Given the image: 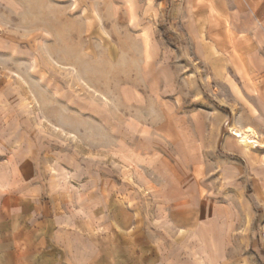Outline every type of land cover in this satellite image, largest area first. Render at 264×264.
<instances>
[{"label": "crops", "instance_id": "obj_1", "mask_svg": "<svg viewBox=\"0 0 264 264\" xmlns=\"http://www.w3.org/2000/svg\"><path fill=\"white\" fill-rule=\"evenodd\" d=\"M190 1L193 54L206 49L202 32L232 38L239 48L264 50L258 17L264 16V0ZM139 40L144 58L153 56L157 67H145L142 83L127 84L120 96L126 106L152 104L158 122L104 126L108 136L97 156L56 152L46 166L38 164L37 146L22 140L0 114V264H224L233 231L229 222L241 208L240 202L216 198L238 197V189L228 185L244 171L229 157L214 155L220 130L203 124L200 112H176L166 95L173 84L160 64L159 41L152 32H142ZM259 58L248 53L239 66L240 83L258 86L251 99L264 119ZM96 107L88 109L93 116L101 113ZM199 164L206 165L205 173ZM202 176L206 195L199 188ZM135 186L151 196L158 214L142 228L135 227L133 214L148 210L131 203L140 195ZM210 225L224 246L216 257L206 247L198 249L199 233Z\"/></svg>", "mask_w": 264, "mask_h": 264}, {"label": "rangeland", "instance_id": "obj_2", "mask_svg": "<svg viewBox=\"0 0 264 264\" xmlns=\"http://www.w3.org/2000/svg\"><path fill=\"white\" fill-rule=\"evenodd\" d=\"M190 2L0 0V114L22 140L37 146L38 164L45 166L56 152L97 156L108 136L106 125L157 124L152 104L126 106L120 96L127 84L142 83L145 67H157L153 56L144 58L139 40L142 32H152L163 52L160 64L171 73L167 99L177 104L176 112H200L203 124L220 130L212 152L244 171L240 181L228 185L238 189V197L216 198L235 200L241 208L229 222L233 231L224 264H264V119L251 99L258 86L241 84L239 68L251 51L264 63V50L247 44L239 48L232 38L202 32L206 49L193 54ZM139 88L147 92L143 84ZM94 106L102 115L90 114ZM239 126H251L260 144L239 145L231 131ZM199 168L205 173L206 165ZM203 176L199 188L206 195ZM135 189L140 195L131 203L148 210L133 214L135 227L142 228L158 214L151 196ZM199 240L200 251L206 247L213 257L223 254L211 225Z\"/></svg>", "mask_w": 264, "mask_h": 264}, {"label": "bare ground", "instance_id": "obj_3", "mask_svg": "<svg viewBox=\"0 0 264 264\" xmlns=\"http://www.w3.org/2000/svg\"><path fill=\"white\" fill-rule=\"evenodd\" d=\"M55 128L58 129V127ZM231 131L233 136L236 137V142L247 149L260 144L257 140L256 132L250 126L231 128Z\"/></svg>", "mask_w": 264, "mask_h": 264}]
</instances>
